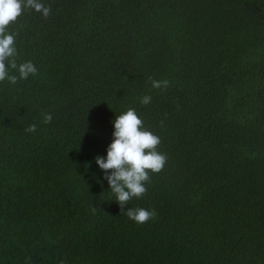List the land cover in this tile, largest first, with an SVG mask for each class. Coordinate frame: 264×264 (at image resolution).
I'll return each mask as SVG.
<instances>
[{
	"label": "trees",
	"instance_id": "1",
	"mask_svg": "<svg viewBox=\"0 0 264 264\" xmlns=\"http://www.w3.org/2000/svg\"><path fill=\"white\" fill-rule=\"evenodd\" d=\"M42 3L9 26L37 73L0 82V264H264V0ZM128 108L166 156L142 224L93 159Z\"/></svg>",
	"mask_w": 264,
	"mask_h": 264
},
{
	"label": "clouds",
	"instance_id": "2",
	"mask_svg": "<svg viewBox=\"0 0 264 264\" xmlns=\"http://www.w3.org/2000/svg\"><path fill=\"white\" fill-rule=\"evenodd\" d=\"M29 8L45 18L50 12L42 0H0V82L7 81L15 85L17 80L27 79L37 73V67L31 60L16 62V38L9 27ZM150 100L151 97L145 95L141 103L148 104ZM51 118L50 114H46L44 122H49ZM111 124L112 139L106 146L105 155H96L94 163L101 171V178L106 181L114 201L125 215L134 223L142 224L154 217L155 212L143 207L125 206L146 192L149 173L159 172L165 164L166 156L157 150L159 136L143 127L134 109L128 108L115 115ZM34 130L35 125H29L26 129L29 132Z\"/></svg>",
	"mask_w": 264,
	"mask_h": 264
}]
</instances>
